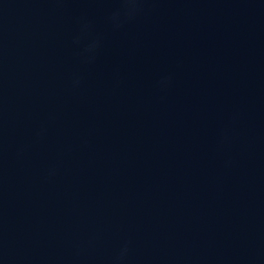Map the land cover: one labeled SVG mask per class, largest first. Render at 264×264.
<instances>
[{"label":"water","instance_id":"1","mask_svg":"<svg viewBox=\"0 0 264 264\" xmlns=\"http://www.w3.org/2000/svg\"><path fill=\"white\" fill-rule=\"evenodd\" d=\"M0 264H264V0H0Z\"/></svg>","mask_w":264,"mask_h":264}]
</instances>
